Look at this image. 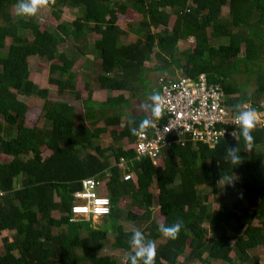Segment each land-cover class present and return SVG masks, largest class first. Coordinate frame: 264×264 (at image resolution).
Masks as SVG:
<instances>
[{"label":"trees","instance_id":"trees-1","mask_svg":"<svg viewBox=\"0 0 264 264\" xmlns=\"http://www.w3.org/2000/svg\"><path fill=\"white\" fill-rule=\"evenodd\" d=\"M18 2L0 0V236L12 233L1 237L0 264H131L133 232L118 224L123 214L118 209L121 200L131 204L126 219L146 239L156 242L155 264H193L196 260L262 264L257 249L264 248V126L258 125L251 133L254 141L250 147L241 129L237 138L228 135L215 147L194 142L189 136L169 137L171 144L162 148L158 164L149 157L137 159L133 148L94 146L106 131L94 125L103 121L104 126H119L129 101L119 95L97 103L85 82L86 95L82 94L72 71L75 60L58 47L70 41L81 43L76 51L84 55L83 48L90 44L99 60L95 80L101 90L132 94L146 77L145 64L154 60L151 72L166 79H176L175 70L190 78L204 73L225 92L234 111L236 105L241 110L251 102V108L259 112L263 109L264 73L259 74L251 95L232 78L243 73V67L259 66L264 54V0H56L48 6L57 23L54 29H41L32 19L13 15L11 9ZM224 7L229 8L228 17L223 15ZM65 8L76 11L72 22L61 21ZM128 10L139 16V22L132 30L135 41L124 43L128 35L118 21ZM171 16L175 19L169 28ZM93 36L97 38L90 42ZM189 40L194 46L180 52V43ZM2 50H6L4 55ZM30 57L50 63L48 82L59 95L68 92L81 102L84 119L79 124L72 106L49 101L48 90L32 82ZM158 88L160 92L159 82ZM234 95L238 96L232 98ZM18 96L43 101L41 126L25 124L29 107ZM144 120L133 117L119 131V140L134 141L131 129H139ZM84 121L92 127L87 128ZM236 143L244 162L234 168L226 149ZM77 146L94 154L81 157ZM2 157L8 160L2 161ZM234 174L239 178L235 186L222 190L224 177L235 179ZM125 175L131 178L124 180ZM86 178L101 181L99 193L110 200L103 227L93 228L90 220H73V194ZM154 210L164 218V225L183 221L178 239L166 238L157 244L163 234L161 224L153 218ZM54 211L59 218L53 217ZM223 224L237 232L234 243L219 228ZM210 231L224 234L209 236ZM109 232L114 234L112 248L128 252L124 262L99 253L101 240Z\"/></svg>","mask_w":264,"mask_h":264},{"label":"rangeland","instance_id":"rangeland-1","mask_svg":"<svg viewBox=\"0 0 264 264\" xmlns=\"http://www.w3.org/2000/svg\"><path fill=\"white\" fill-rule=\"evenodd\" d=\"M11 12L13 15H16L15 6L12 7ZM228 14H229V8L224 7L223 8L224 17H228ZM75 17H76V11L74 9L65 8L63 10V14L61 16V21L72 22L75 19ZM27 18L32 19L36 24H38L40 26L41 29H54L55 26L57 25L53 15L51 14V10L49 7L40 9L35 17H27ZM138 18H139V16L137 17L133 10H128L124 17H120V19L118 21V25H119L120 29L123 30L124 32H126L128 35V37L123 38L122 41L124 43L135 41L137 35H136V32H132V30L137 28V26H138L137 23L139 22ZM174 19H175L174 16H171V18L169 20V28L172 26ZM158 30L159 29L155 30L154 32H156ZM96 38L97 37L93 36V37L89 38V41L93 42V39H96ZM72 42L70 41L65 45L59 46L58 50L65 51L70 57H72L75 60V65L73 66L72 71L76 72V74H77V80H76L77 84H78L77 88L79 89V91L82 94L86 95V92L83 89V85H84V82L88 81L89 86L92 87L94 90L98 91L99 89H98V85L96 84L95 77L99 71V68H98L99 60L92 53V51H91L92 47L90 44H87L86 47L84 45L83 47L86 48V49L83 48V50H85V54L79 55V53L76 51V46H81V43H72ZM9 43H10V40L7 39L6 40V48L8 47ZM193 46H194L193 40L184 41V42L180 43L179 50L181 52L185 49L192 48ZM5 51L6 50H2L1 54L4 55ZM73 53H74V55H73ZM75 54H77V56ZM244 54H245V46L243 45L242 55H244ZM259 61L258 62H259L260 67L254 66V65H249L248 68H246L247 70L243 67L242 68L244 70L243 73L239 72L238 74L234 75L232 78L234 83H237L238 85H243L244 90H246L248 92V95H251L257 89L259 74L264 73V54L261 56ZM49 66H50V63L45 61L44 59H41L39 57H30L28 59L30 79L39 88L48 90V92H49L48 100L49 101H51V102L52 101L53 102L61 101V102H65V103L69 104L70 106H72L74 108V113H75V123L79 124L80 121L84 119L83 109H82L80 101L76 100L75 97L70 95L68 92L65 93L64 95H59L57 93L56 87L48 82ZM153 66H154V60L150 63L145 64V68L148 70V71L146 70V73H147L146 77L144 76V79L142 80L143 83L141 84V86L136 85V89L138 91L137 93L139 95V98L140 99H142V98L146 99L145 102L148 104V106L151 105L150 100H152L151 99L152 95L157 94L156 92H158L157 80H158L159 76H162V74L155 73V71L151 72L152 70L155 69V68H153ZM150 68H153V69H150ZM180 75H182V73L180 71H176L174 73L173 78L179 77ZM54 78H59V76L57 74H54ZM248 80L251 83L249 85L248 84L246 85L245 83H247ZM260 81H262V79H260ZM105 94L106 93L100 94L99 92H95V93L92 92V99L96 100V101L103 100L107 96V95L105 96ZM125 95L131 101H133L130 103V106H129V112L132 113L130 110L134 109V107L137 105L136 102H137L138 97H136V98L131 97L130 98V93H128V92H126ZM18 99L20 101L24 102L25 104H27V106L29 107V109L26 113L25 124L29 125V126L33 125V124L41 126L43 121L42 120L39 121V118L43 114L42 108H41L43 101L41 99L27 98V97H23V96H18ZM262 102H264V99L262 100ZM140 106H137L136 109L140 110L139 109ZM241 108H243V110H245V109L251 108V106H250V104H247V107L243 106ZM144 110H145V108L141 107V111L143 112ZM123 121H125V119ZM101 125L103 126L102 122L98 123L97 126H101ZM75 129H76V133H78V134L81 133V129L77 125H76ZM110 137L108 134H106V135L101 134V135H99L98 140H95V142H93V145L99 146L101 148H107V145H109L111 142H113ZM77 148L79 149V155L81 157H84L85 155H87L89 153L94 154V151H92L90 149H82L79 146H77ZM48 154H49V152L45 151L44 156H47ZM7 160H8V158L2 157V161H7ZM111 162H113V160ZM120 167L124 168L125 167L124 163H121ZM224 184H225V181L220 184L222 190H224V188H225ZM102 187L100 190L103 189ZM152 192L154 195H156V193H157V191L154 189ZM208 193L211 194V191L208 190ZM210 199L213 200L212 196L210 197ZM130 205H131L130 201H128V200H121L120 203L118 204V209L120 208V210L123 212L122 216L118 220V224L123 226L124 230L127 232H133L134 229H138L137 228L138 226H136L131 221H128L125 217L126 212L130 209ZM214 207L218 208V205H214ZM52 215L54 218H59V216H60L59 212H57V211H54L52 213ZM153 218L159 224H162L164 221V218L162 216L157 215L155 210L153 211ZM84 220H90L91 226L93 228H99V227H103L106 225L103 222L102 218H98V219H93V218L86 219L85 218ZM219 228L225 229L227 231V233L231 236L232 243H234V237L237 234V232L235 230L226 229L225 224H223V226H221ZM81 234H82V236L85 235V230H81ZM208 234H209V236H211L213 234H224V232L223 231H219V232L210 231V233H208ZM2 235L3 236L4 235L11 236L12 233L4 232ZM2 235L0 236V252L2 251V247H1ZM113 239H114V234L109 232L106 235L105 239L101 240L102 248L100 249L99 253L109 255L110 257H112L113 259H115L118 262H124L128 252L121 250V249L112 248L111 243H112ZM165 240H166V237L163 236L160 240H158L157 244L162 243ZM257 253L261 255V257H262L261 261H262V264H264V248L263 247L258 248ZM180 260H183V257H181ZM213 262L215 264H224L221 261L219 262L216 260H214ZM83 264H86V263H83ZM193 264H205V263H203L199 260H196Z\"/></svg>","mask_w":264,"mask_h":264},{"label":"built area","instance_id":"built-area-1","mask_svg":"<svg viewBox=\"0 0 264 264\" xmlns=\"http://www.w3.org/2000/svg\"><path fill=\"white\" fill-rule=\"evenodd\" d=\"M163 100V116L156 119L150 111V126L135 136L132 148L137 159L149 157L156 164L160 160L161 150L169 146L168 138L180 139L189 136L192 141L215 147L221 140L230 135L237 138L235 117L237 112L227 104V96L218 85H212L206 74H199L195 78L180 75L176 79L160 77L158 79ZM263 109L260 114V124L264 126ZM243 108L241 109V111ZM164 119L161 123L160 121ZM232 126L233 130L228 127ZM131 178L125 175L124 180ZM103 183L95 178L81 181V189L73 194L74 204L71 207L73 220L98 219L110 214V200L99 193ZM3 193L0 191V196ZM107 199V205L97 204L98 200ZM86 207L84 212L74 211L76 208ZM108 207L107 214L97 212V208Z\"/></svg>","mask_w":264,"mask_h":264},{"label":"clouds","instance_id":"clouds-1","mask_svg":"<svg viewBox=\"0 0 264 264\" xmlns=\"http://www.w3.org/2000/svg\"><path fill=\"white\" fill-rule=\"evenodd\" d=\"M56 0H19L15 6V11L17 16L21 17H35L40 9L46 8L49 4H55ZM153 104L148 106L156 119H160L163 116V100L158 94H154L151 97ZM237 115L235 117L237 125L241 129V135L245 141L246 146L250 147L253 144L254 137L252 132L257 128V126H263L260 124V114L252 108L245 110H239L240 105H236ZM150 121L144 120L140 123L139 129L132 128L131 132L133 135H138L146 130L150 126ZM226 156L230 159L232 165L236 167L240 166L243 162V156L236 143L235 146H228L226 149ZM235 179L231 177H224L225 186H235V182L239 179L235 174ZM243 198V194H240ZM109 201L107 199L98 200L97 204L107 205ZM88 209L86 207L76 208L74 211L84 212ZM97 212L107 214L109 212L108 207L97 208ZM183 227V221L177 220L171 226L161 224L159 226V231L164 237L176 240L179 237L181 229ZM132 252L130 256L131 264H155L157 256V246L154 240L146 239L144 234L139 229H134L132 237L129 241Z\"/></svg>","mask_w":264,"mask_h":264},{"label":"crops","instance_id":"crops-1","mask_svg":"<svg viewBox=\"0 0 264 264\" xmlns=\"http://www.w3.org/2000/svg\"><path fill=\"white\" fill-rule=\"evenodd\" d=\"M175 72H176V70H175ZM159 77H161V76H159ZM76 80H77V77H76ZM85 83H87V85H88V90L90 89V91L91 92H99L100 94H103V93H106L105 94V98L103 99V100H98V101H96V100H94L95 102H97V103H101V102H104L107 98H109V97H117V96H119V95H123L124 96V98H126V99H128V101H129V104H128V106H130V103L131 102H133V101H131L126 95H125V93L127 92V91H109V90H101V89H99L98 91H96V90H94L92 87H90L89 86V83H88V81H86ZM157 83H158V80H157ZM78 85V84H77ZM138 91H137V89H136V87H135V89H134V92L132 93V94H130V98L131 97H133L134 95V97L133 98H136V97H138L137 98V105L134 107V109H132V110H130L132 113H130L129 112V107L125 110V112H124V114L125 115H123V117H122V119H121V121H120V124H119V126H104V123H103V121H98L97 123H96V125H94V127L95 128H105L106 129V131L104 132V133H102L103 135H106V134H108L109 135V137L112 139V141L113 142H111L109 145H107V147H109V146H117V147H121L122 149H124V150H127V149H130V148H132V146H133V142L134 141H132V142H130V141H128V139L127 138H124V139H121V140H119V138L117 137V135H118V133H119V131H121V130H123V128H124V126L126 125V124H130L132 121V118L133 117H139V118H143V120L144 119H146L147 120V118L149 117V115H150V107H148V104L145 102V100L146 99H140L139 98V95H138V93H137ZM129 93V92H128ZM158 93H159V88H158ZM141 96V95H140ZM238 95H234V96H231L232 98H235V97H237ZM59 102H61V101H59ZM135 102V101H134ZM81 103V102H80ZM141 103V104H140ZM150 103H151V105L153 104V101L152 100H150ZM134 104V103H133ZM247 104H250V106H251V102H249V103H245L244 105H242L241 107H243V106H245V107H247ZM262 104H264V102H262ZM141 105V106H140ZM82 106V105H81ZM137 106H140V110H137L136 109V107ZM141 107H143V108H145V110L142 112L141 111ZM82 109H83V107H82ZM136 109V110H135ZM149 111V112H148ZM84 112V111H83ZM125 119V121H123ZM100 122H102L103 123V126L101 125V126H97L98 125V123H100ZM84 123H85V126L87 127V128H90V127H92L91 126V124H90V122L89 121H84ZM90 124V125H89ZM115 132V134H113ZM78 134V133H77ZM101 135V134H100ZM126 144V145H125ZM112 161V159L110 160V162ZM112 163H114V161L113 162H111V164Z\"/></svg>","mask_w":264,"mask_h":264}]
</instances>
